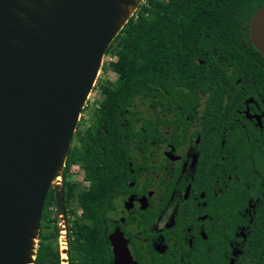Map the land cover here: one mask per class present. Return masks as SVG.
<instances>
[{
    "label": "trees",
    "instance_id": "1",
    "mask_svg": "<svg viewBox=\"0 0 264 264\" xmlns=\"http://www.w3.org/2000/svg\"><path fill=\"white\" fill-rule=\"evenodd\" d=\"M259 7H264V0H143L111 41L104 56L114 59L102 62L100 70L114 74L115 83L98 85L103 99L87 128L74 132L79 146L70 144L61 175L68 210L67 264H111L106 236L112 203L129 193L126 182L153 158L146 153H154L162 143L159 128L172 130L169 139L175 145L177 129L180 133L187 128L177 107L187 113V105L202 102L206 92L212 105L242 108L249 97L257 103L263 113L261 128H253V137L241 146L243 150L258 146L255 162L263 169L264 58L250 45L247 30ZM170 119L172 127L166 122ZM227 119L229 134H250L240 125L241 118ZM76 163L88 181L86 189L76 190L75 184L66 182ZM53 207L49 190L33 264L60 263L56 219L49 210ZM256 229H264V218H258ZM263 232L254 240L257 264H264Z\"/></svg>",
    "mask_w": 264,
    "mask_h": 264
},
{
    "label": "water",
    "instance_id": "2",
    "mask_svg": "<svg viewBox=\"0 0 264 264\" xmlns=\"http://www.w3.org/2000/svg\"><path fill=\"white\" fill-rule=\"evenodd\" d=\"M142 1L0 0V264H33L49 189L67 264L64 162L104 53ZM247 30L264 58V7ZM108 242L112 264H136L118 230Z\"/></svg>",
    "mask_w": 264,
    "mask_h": 264
},
{
    "label": "flooded vegetation",
    "instance_id": "3",
    "mask_svg": "<svg viewBox=\"0 0 264 264\" xmlns=\"http://www.w3.org/2000/svg\"><path fill=\"white\" fill-rule=\"evenodd\" d=\"M207 98L208 92L202 102L187 105V113L177 107L187 130L177 129L172 145V130L159 128L162 143L146 153L153 158L126 182L129 193L112 203L110 253L108 236L118 230L136 264H257L254 240L264 231L256 229L258 218H264V167L259 170L255 162L258 146L243 150L241 144L253 137V128H261L263 113L250 97L242 108L212 105ZM86 109L85 103L81 117ZM236 117L250 134H229L232 128L224 124L231 120L225 121ZM166 122L172 127L171 119ZM62 185L61 180V190ZM62 204L66 228L63 191ZM49 210L55 217V206Z\"/></svg>",
    "mask_w": 264,
    "mask_h": 264
},
{
    "label": "rangeland",
    "instance_id": "4",
    "mask_svg": "<svg viewBox=\"0 0 264 264\" xmlns=\"http://www.w3.org/2000/svg\"><path fill=\"white\" fill-rule=\"evenodd\" d=\"M113 59L114 58L110 57V55L103 56L102 62L112 61ZM115 77L116 76L112 74L111 72L107 71L105 73H102V71L99 69L95 83L93 87L91 88V91L86 100L87 109L83 112L82 117L80 116L82 119H80L79 122L77 123V125L79 124V126L77 127L76 125L75 131L78 130L79 132H83L87 128V126L90 124V121H89L90 116H92L90 113L93 112V109L103 99V95L101 94L98 85L99 84L101 85L104 82H109V84L113 86L115 83ZM73 137L74 136H72L70 144L76 145L78 147L79 144L78 142H76L75 138ZM79 166H80L79 163L74 164L72 167H70L66 175V182L75 184L76 190L86 189L88 186V181L83 178V172ZM52 214L53 212L51 211V215ZM80 214H81V211L77 207L76 215L80 216ZM56 243L58 246V235L56 238Z\"/></svg>",
    "mask_w": 264,
    "mask_h": 264
},
{
    "label": "bare ground",
    "instance_id": "5",
    "mask_svg": "<svg viewBox=\"0 0 264 264\" xmlns=\"http://www.w3.org/2000/svg\"><path fill=\"white\" fill-rule=\"evenodd\" d=\"M61 258H62V261H64L65 259V257H64V255H61ZM61 264H66L65 262H61Z\"/></svg>",
    "mask_w": 264,
    "mask_h": 264
},
{
    "label": "built area",
    "instance_id": "6",
    "mask_svg": "<svg viewBox=\"0 0 264 264\" xmlns=\"http://www.w3.org/2000/svg\"><path fill=\"white\" fill-rule=\"evenodd\" d=\"M85 106V105H84ZM65 233H66V228H65Z\"/></svg>",
    "mask_w": 264,
    "mask_h": 264
}]
</instances>
